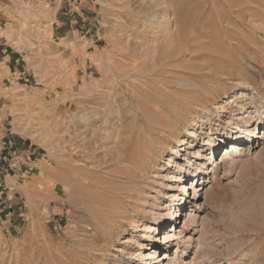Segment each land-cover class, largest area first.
Instances as JSON below:
<instances>
[{
	"label": "rangeland",
	"instance_id": "obj_1",
	"mask_svg": "<svg viewBox=\"0 0 264 264\" xmlns=\"http://www.w3.org/2000/svg\"><path fill=\"white\" fill-rule=\"evenodd\" d=\"M263 27L264 0H0V264H264L262 115L203 144L264 104Z\"/></svg>",
	"mask_w": 264,
	"mask_h": 264
},
{
	"label": "bare ground",
	"instance_id": "obj_2",
	"mask_svg": "<svg viewBox=\"0 0 264 264\" xmlns=\"http://www.w3.org/2000/svg\"><path fill=\"white\" fill-rule=\"evenodd\" d=\"M256 23V22H255ZM253 24V23H252ZM264 28V27H263ZM139 51V50H138ZM148 51V50H147ZM149 51L151 52V50L149 49ZM152 51H155L154 50V48L152 49ZM141 58V57H140ZM151 61H152V63L153 64H155V57L154 56H152L151 57ZM140 68H143V66H142V64H140ZM144 69V68H143ZM142 70V69H141ZM244 104V103H243ZM247 106V105H246ZM241 108L240 109H242V110H244V107L243 106H240ZM246 108V107H245ZM250 110L251 111H248L247 113L248 114H246V117H247V119H245L244 121H243V123H244V125H242V127H238V123H237V121L238 120H228V122H227V125H228V127H229V130H227V131H225V129H224V131L223 132H220L219 133V135L216 137V138H212L211 136V134H208L207 135V140L205 139L204 140V142H203V144H205V145H208L209 146V150L211 151V154L214 152V151H216L218 148H220V147H222V145L223 144H225V142L226 141H228L229 140V144L228 145H225V147H222L221 148V151L223 150V151H225V153L224 154H222L221 155V157L220 158H223V157H229L230 155H232L234 152H238V150H241L243 147L242 146H245L247 143H252V145H254L255 144V141H254V139H251V138H249V136H253L254 135V132H256V130L258 129V126H253V124H254V121H257V118L260 116V115H262V117H263V119H262V121L259 123V126H262V124H264V104L263 103H259V102H257V100H255V101H253V105H252V107L250 108ZM245 116V115H244ZM244 119V118H243ZM234 129H237V131H239V133H236V131H234ZM260 129H262V127H259V130ZM216 134V133H215ZM188 136H192V137H196V134H195V132H194V130H193V128L192 129H190L189 130V133H188ZM260 136H262L261 138H264V131H263V135H260ZM259 136V137H260ZM246 140L247 142H245V143H242V140ZM248 139V140H247ZM159 141V140H158ZM179 142V144L180 145H183L184 143H186V141H184V140H179L178 141ZM183 143V144H182ZM238 144H240L239 146H237ZM228 147H230L231 149L230 150H233V149H235L233 152H231V153H229V151L230 150H228ZM173 148V152L175 153V154H177L178 153V150H176L174 147H172ZM115 149V148H114ZM249 150V149H248ZM193 155V154H192ZM191 155V156H192ZM194 156L195 157H200L201 155L198 153V152H194ZM121 158H122V156H121ZM192 158L191 157H186V165H180V164H177V162H175V166L176 167H178V169H180V171L182 172V173H184V177L186 176L187 178H185V180H188V178H192L193 180H195L194 182H195V184L192 186H190V187H188L187 185H186V183H180V184H176L175 186L176 187H179L180 188V192L182 191V190H185L186 188H187V190H188V188H195V187H197V182H198V180H203L204 181V178L206 177V175L208 174V172H207V169L205 168L204 169V164H206V162L207 161H204V162H199V163H197V165H196V163H194L193 162V160H191ZM168 163H170V161H171V159L170 158H168ZM172 162H174V161H172ZM214 162H216V158H215V160H214ZM210 164V163H209ZM208 164V165H209ZM185 169H186V171H185ZM172 176H173V174H172ZM178 177V176H177ZM178 181H180L181 180V177H180V175H179V178H176ZM210 187H212V186H210ZM212 189H214V187L212 188ZM209 191H206V193H208ZM197 194V192H195V195ZM180 195H182V194H180ZM178 194L176 193H173L172 195H171V198H173L172 199V201L173 202H175L176 203V201H179V202H177V206L176 207H178L180 204H181V202L180 201H182V199L184 198L183 196H180L181 198L180 199H178ZM178 199V200H177ZM207 201H211L212 199H213V197L211 196V194H209L208 193V195L206 196V198H205ZM178 203H179V205H178ZM211 204H213L212 202H210ZM212 206V205H211ZM176 207H174V208H172L173 209V211H170L171 209H169L168 211H163L162 212V214H161V217L163 218L162 220L160 219V218H153V220H154V223H151L150 225H149V228H151V229H153L154 231H156V230H158V227L160 226L161 227V230H162V232H163V239H167V238H170V237H172V236H174L175 235V233H171V231L169 230L168 232H167V230H168V228L170 227L169 225L171 224V223H174V221L176 220V219H172L171 221H169V217L170 216H173L174 214L176 215V213H177V211H178V208H176ZM171 208V207H170ZM215 208V207H214ZM213 208V209H214ZM211 209V208H210ZM192 213V212H191ZM189 215H192V214H190V212H188L187 213V216H189ZM179 216H180V214H179ZM191 217V216H190ZM189 219V218H188ZM191 220H194L195 221V217L194 218H192ZM136 221H134V223H135ZM201 223H203V221L201 222ZM204 225V224H203ZM148 237L149 238H151V240H150V243H149V247H148V251L149 250H152L151 251V253H153V255L154 254H156L157 252V250L156 249H158L159 247V245H158V243L156 242V237H155V235L153 234V231L150 233V234H148ZM148 255H150V253L148 254ZM169 258V256H167L166 255V252L164 251L163 252V259H166V258ZM156 258V257H155ZM157 258H158V256H157ZM143 264H147V263H143ZM149 264V263H148Z\"/></svg>",
	"mask_w": 264,
	"mask_h": 264
},
{
	"label": "crops",
	"instance_id": "obj_3",
	"mask_svg": "<svg viewBox=\"0 0 264 264\" xmlns=\"http://www.w3.org/2000/svg\"><path fill=\"white\" fill-rule=\"evenodd\" d=\"M4 57L6 56L5 55V53L4 54H2ZM1 59V58H0ZM5 65L8 67V68H10V66H11V64H10V61L9 62H5ZM19 144H21V142H17L16 141V144H15V142H12V145H11V147H10V149H8V150H6V148H4V152H5V154H10L11 152H12V154H13V156H14V154H15V146H18ZM12 150V151H11ZM1 153H3V152H1ZM29 153L30 154H33L34 153V150H32V151H29Z\"/></svg>",
	"mask_w": 264,
	"mask_h": 264
}]
</instances>
